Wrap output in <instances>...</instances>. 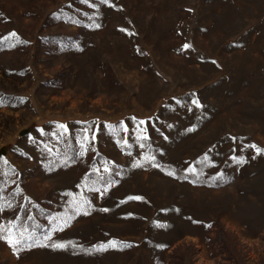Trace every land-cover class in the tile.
<instances>
[{
  "label": "rangeland",
  "instance_id": "rangeland-1",
  "mask_svg": "<svg viewBox=\"0 0 264 264\" xmlns=\"http://www.w3.org/2000/svg\"><path fill=\"white\" fill-rule=\"evenodd\" d=\"M6 35L0 180L51 239L0 209V264H264V0H0Z\"/></svg>",
  "mask_w": 264,
  "mask_h": 264
},
{
  "label": "trees",
  "instance_id": "trees-1",
  "mask_svg": "<svg viewBox=\"0 0 264 264\" xmlns=\"http://www.w3.org/2000/svg\"><path fill=\"white\" fill-rule=\"evenodd\" d=\"M16 39L5 36L0 38V48L16 45ZM19 98L0 94V107H19ZM74 157V156H73ZM78 157H76V160ZM10 172L15 173L10 170ZM5 180V179H4ZM0 180V209L3 213L2 227L8 234L20 239L18 246L26 248L28 245L35 246L45 235L43 219L47 217L46 202H32L29 199H21L19 188L9 181ZM22 237V239H21ZM14 248V247H13ZM14 250V249H13Z\"/></svg>",
  "mask_w": 264,
  "mask_h": 264
},
{
  "label": "snow or ice",
  "instance_id": "snow-or-ice-1",
  "mask_svg": "<svg viewBox=\"0 0 264 264\" xmlns=\"http://www.w3.org/2000/svg\"><path fill=\"white\" fill-rule=\"evenodd\" d=\"M82 2H83V0H82ZM101 2H102V3H105V2H107V0H101ZM97 27H98V25H97ZM11 35L15 36V33H12ZM184 47L187 48V47H189V46H188V45H185ZM213 63H215V62H213ZM193 103H194V104H197V106H199V105H198V101L193 100ZM141 123H143V121H141ZM58 127H59L60 129H63L64 131H67L65 125H59ZM190 131H191V129H190ZM144 139H147V137H144ZM251 147L254 148L255 146L252 145ZM82 148H83V145H82ZM256 151L259 153V152H260V149H256ZM153 159H154V158H153ZM243 162H244V161H243V158H240V160L237 161V163H243ZM135 166L139 167L140 165H139V164H136ZM153 166L155 167L156 165L153 163ZM105 171L107 172L108 169L106 168ZM189 171H193V170H192V169H189ZM168 174H169V175H172L171 172H169ZM129 199H140V198H139V197H130ZM101 211H108V210H107V209H101ZM84 214H87V211H85ZM60 230H62V229H60ZM54 231H55V229H54ZM0 239H5V237L0 236ZM21 239H22V237H21ZM44 239H45L46 241H47V240H50V239H51V235H50V233L45 234ZM6 242H7L10 246L16 248V247L20 244L21 240H20V239H14V238L11 236V234H10V235L6 238ZM37 246L46 247V246H48V245H47V244H41L39 241H37ZM51 247H53V248H58V249H65V248H67V245H66V244H63V243H55V244H52ZM107 247H117V242H116V241H109L108 245H98V246H95L93 250H94V251H105V250L107 249ZM125 247H130V245H125Z\"/></svg>",
  "mask_w": 264,
  "mask_h": 264
}]
</instances>
